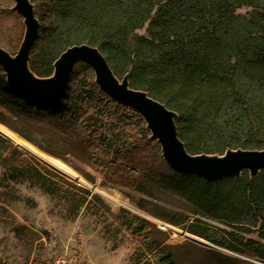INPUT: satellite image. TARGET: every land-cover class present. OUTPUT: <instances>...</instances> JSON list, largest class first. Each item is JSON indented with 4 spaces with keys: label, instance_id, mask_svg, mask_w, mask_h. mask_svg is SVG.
<instances>
[{
    "label": "trees",
    "instance_id": "obj_1",
    "mask_svg": "<svg viewBox=\"0 0 264 264\" xmlns=\"http://www.w3.org/2000/svg\"><path fill=\"white\" fill-rule=\"evenodd\" d=\"M53 2L60 17V31L39 74L29 64L37 75L49 76L53 61L66 47L85 43L102 53L117 78L128 73L133 89L147 92L178 114L177 131L190 154L222 153L226 148L238 147L264 149V0ZM246 8L250 9L247 14L237 13ZM145 25L148 36H136L135 32ZM86 69L92 78V70ZM95 90L106 108H117L107 95L97 87ZM13 97L16 106L31 117L67 130L81 144L110 156L104 176L123 187L134 186L128 176L122 175L119 165L124 163L182 194L207 216L243 232L250 233V229L237 225L247 221L251 210L256 219L262 215L264 173L252 181L243 173L238 180L207 182L196 175L174 172L163 162L157 145L147 157L135 155L130 161L125 158L129 151L142 152L125 137L115 133L106 136L99 129L92 130L85 120H78L69 109L61 108L62 100L47 104L17 91ZM91 102L92 108L98 106L94 99ZM124 109L134 119L139 118L129 108ZM101 115L104 117L106 113ZM107 124L101 126L104 131ZM17 154L23 156L0 137L1 166L10 160L19 163L17 168L22 177L39 185L48 195L71 199L69 189L64 187L68 181L50 172L55 180L46 178ZM77 189L89 193L83 188ZM85 198L76 206L84 204ZM122 212L131 216V224L140 219L128 211ZM197 221L200 224L187 228L191 234L235 252L246 251L264 261V245L234 238L230 233L209 237L201 226L204 223ZM143 231V226L137 230ZM259 236L264 239V232H259ZM155 250L156 264H175L164 249L155 247ZM146 263L150 264L149 260Z\"/></svg>",
    "mask_w": 264,
    "mask_h": 264
},
{
    "label": "rangeland",
    "instance_id": "obj_2",
    "mask_svg": "<svg viewBox=\"0 0 264 264\" xmlns=\"http://www.w3.org/2000/svg\"><path fill=\"white\" fill-rule=\"evenodd\" d=\"M30 1L40 27L30 51L29 64L39 74L53 49L61 25L53 0ZM13 4V0H0V47L15 55L22 40L19 37L22 38L24 25L22 17L9 10ZM249 11L246 8L237 13L245 15ZM146 30L147 25L135 34L147 37ZM87 67L78 64L71 73L60 107L69 109L76 119L85 120L92 130L99 129L106 136L115 133L125 137L128 143L142 152L133 154L129 151L125 155L127 160L131 161L135 155L147 157L153 146L159 148L155 141L148 140L149 135L141 117L134 119L124 109L127 107L116 104L115 109L105 107L95 90L97 86L93 72L91 78ZM14 92L16 90L5 82L0 69V120L4 124L0 123L20 138L26 139L20 136L24 135L31 139L33 143L26 140L42 153L67 166L78 180L88 186L46 167L0 135L12 144V149L23 154H17L19 159L27 160L46 178L54 179L50 174L53 173L68 181L64 187L69 189L71 195L67 201L58 195H48L39 185L22 177L17 168L20 164L10 159L5 166L0 165V264H52L58 257L65 258L71 264H147V260L150 264H156L155 247L170 254L175 264H264L263 260L246 251L235 252L199 236L212 244L203 245L171 230H163L158 223L170 224L191 234L187 228L200 224L199 220L204 223L201 226L205 227L204 233L209 237L230 233L234 238L250 239L264 245V239L259 236V232H264V210L262 218L257 219L254 210H251L247 221L237 225L248 227L250 233H246L234 225L207 216L182 194L153 178L145 177L124 163L119 165L122 175L128 176L134 186L123 187L114 179L104 176L109 168L110 156L106 157L81 144L78 137L67 130L35 119L20 110L16 106ZM92 99L98 104L95 108H92ZM101 113H106V116L103 117ZM105 121L108 122L106 131L101 128ZM77 188L89 193L85 194ZM96 190L111 194L120 204L109 201ZM82 197H86L85 203L76 206V203H81ZM122 210L140 219L133 220L131 224V216ZM140 226L144 227V231L138 233Z\"/></svg>",
    "mask_w": 264,
    "mask_h": 264
},
{
    "label": "water",
    "instance_id": "obj_3",
    "mask_svg": "<svg viewBox=\"0 0 264 264\" xmlns=\"http://www.w3.org/2000/svg\"><path fill=\"white\" fill-rule=\"evenodd\" d=\"M10 11L22 17L24 31L15 55L0 47V69L5 82L20 94L50 104L64 97L68 78L78 64H85L93 72L98 89L117 106L127 107L144 121L148 140L155 141L161 158L177 173L191 174L207 182L240 178L243 173L252 181L264 173V149L226 148L222 153L190 154L179 137L176 125L178 114L147 92L130 86L128 73L117 78L102 53L85 43L66 47L53 61L47 77L29 68L30 51L40 24L30 0H13Z\"/></svg>",
    "mask_w": 264,
    "mask_h": 264
},
{
    "label": "bare ground",
    "instance_id": "obj_4",
    "mask_svg": "<svg viewBox=\"0 0 264 264\" xmlns=\"http://www.w3.org/2000/svg\"><path fill=\"white\" fill-rule=\"evenodd\" d=\"M0 135L6 138L7 140H11L18 148L21 150H24L25 152L29 153L31 156H33L36 160H38L41 164L45 165L46 167L53 168V170L58 171L59 173L70 177L73 180L79 181V183H83L86 186H88L84 181L78 180L74 174L69 170L67 166H64L60 161L53 157H49L45 153H42L38 148H35L30 142H28L26 139L20 138L18 135H16L14 132H12L8 127L3 126L0 123ZM98 193L102 194L106 199L109 201H113L114 203L120 204L119 200L112 196L111 194H106L105 192L96 190ZM160 226L163 230H171L173 233L184 235L185 237L195 241L199 242L203 245L211 246L212 244L208 243L206 240L202 239L199 236H195L193 234H189L187 232L181 231L178 228L170 225L165 224L163 222L158 221Z\"/></svg>",
    "mask_w": 264,
    "mask_h": 264
},
{
    "label": "built area",
    "instance_id": "obj_5",
    "mask_svg": "<svg viewBox=\"0 0 264 264\" xmlns=\"http://www.w3.org/2000/svg\"><path fill=\"white\" fill-rule=\"evenodd\" d=\"M52 264H71L70 262H68L65 258L63 257H58L56 258Z\"/></svg>",
    "mask_w": 264,
    "mask_h": 264
}]
</instances>
